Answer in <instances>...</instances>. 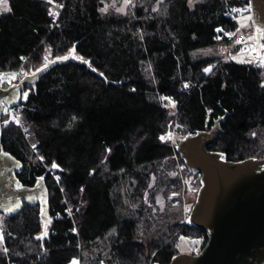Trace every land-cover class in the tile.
Here are the masks:
<instances>
[{
	"label": "trees",
	"instance_id": "trees-1",
	"mask_svg": "<svg viewBox=\"0 0 264 264\" xmlns=\"http://www.w3.org/2000/svg\"><path fill=\"white\" fill-rule=\"evenodd\" d=\"M109 1L0 6V72L35 70L73 46L88 61L57 62L25 87L28 139L3 109L2 147L21 160L23 184L44 178L50 222L40 237L39 202L0 212V264H169L181 235L202 238L197 254L207 233L171 196L177 159L184 165L177 144L222 118L209 149L233 161L264 155V65L203 52L230 43L214 40L217 28H236L226 5L249 0H132L101 11ZM172 129L175 142L161 140Z\"/></svg>",
	"mask_w": 264,
	"mask_h": 264
},
{
	"label": "water",
	"instance_id": "water-1",
	"mask_svg": "<svg viewBox=\"0 0 264 264\" xmlns=\"http://www.w3.org/2000/svg\"><path fill=\"white\" fill-rule=\"evenodd\" d=\"M249 5L255 34L260 39L264 31V0H249ZM66 60L55 59L42 71L36 70L43 65L24 74L17 82L0 85V121L5 106H15L22 101L25 87L35 86L43 72ZM221 120H215L208 130L184 137L176 146L186 167L201 174L202 185L189 223L206 231L207 242L199 253H179L169 264H264V155L233 161L209 149L221 130ZM1 137L0 126V212L11 216L18 213L24 203L39 202L44 225L40 236L43 237L47 228L45 222L49 221L44 178L37 177L31 186L23 184L17 177L22 171V162L4 150Z\"/></svg>",
	"mask_w": 264,
	"mask_h": 264
},
{
	"label": "rangeland",
	"instance_id": "rangeland-1",
	"mask_svg": "<svg viewBox=\"0 0 264 264\" xmlns=\"http://www.w3.org/2000/svg\"><path fill=\"white\" fill-rule=\"evenodd\" d=\"M131 1L132 0H130V2ZM127 4H126L125 0H110L109 3L106 2L104 4L103 9L107 10L108 8L113 7L116 9L123 8V10H124L125 6ZM239 8L241 10V14L238 17V22L241 25V27L244 31V34L247 36V38L250 42V45L252 47L251 48L252 52L250 51V52L246 53L243 51L239 52L240 50L236 51V52L234 51L236 44H237V35L235 36V38L233 40L230 41L229 44H221L220 43V44H217L216 46H214L212 49H207L203 52L204 53H215L217 55H220V56H223L226 58H233L236 61L255 62L257 65H264V62H262V61H264V47L261 43V38L259 39L255 34V25H254L252 18H251L250 5L242 7V8L239 7ZM69 53H70V51L66 55H69ZM45 56H47L48 60H51V61H53L57 58V57H52L49 53H47ZM74 56L75 57H81L77 53H74ZM60 57H62V56H60ZM68 59H73V60H77V61H81V62L87 61L84 58H83V60H81V59H76L73 56H69ZM45 63H46V61L44 58V62L42 65H44ZM86 64H88V63H86ZM33 71L34 70L25 71V72L23 71V75L24 74H30ZM6 73H8V72H6ZM6 81L7 82L5 84L9 85V84H12L14 82H17L18 80L15 78L14 79L8 78ZM24 94H25V91H24ZM9 115H10V118L13 119L19 125V122H17V120L14 119V117L12 116V114L10 112H9ZM19 120H20V117H19ZM169 133H171V135H172V138L170 140L172 143H174L175 142V136H176L174 130L173 129L169 130L167 134H169ZM167 134H166V136H167ZM185 167H186L185 163H184V165H182V164H180L179 160L177 159L176 169L174 170L173 173H174V175L178 174V176L180 178L181 188L179 191L173 192L171 194V196L176 197L177 199L181 200L182 205H183L184 220L186 222H190L191 211H192V208H193L195 201L197 200L198 193H199L200 187L202 185V180H200V178H201L200 172L190 170L192 172V173H190V172L184 171ZM4 239L0 237V243L3 242ZM201 244H202V238H195V237H189L186 235H181L177 239V246H178V249L181 251V253L186 252L188 254H194V252H197L199 250V248L201 247ZM74 260L77 261V264H80V262L77 259H74ZM72 261L69 264H72Z\"/></svg>",
	"mask_w": 264,
	"mask_h": 264
},
{
	"label": "built area",
	"instance_id": "built-area-1",
	"mask_svg": "<svg viewBox=\"0 0 264 264\" xmlns=\"http://www.w3.org/2000/svg\"><path fill=\"white\" fill-rule=\"evenodd\" d=\"M233 9H236L237 11H233ZM241 14V10L239 7L237 6H233V5H226V15L231 17L235 23H236V28L234 30H225V31H217L216 35L214 36V40L215 41H223V40H233L235 38V36L237 35V41H240L239 43L242 44V48L240 49L239 52H252V47L250 45V42L247 38V36L244 34V31L241 27V25L238 22V17ZM54 20L56 21L58 18V13L55 12L54 13ZM239 30V32H238ZM238 32V33H237ZM27 59V56H23L22 62H24ZM12 74H15V79H17L18 81L20 80V78L23 75V69H22V65L15 71L12 72H0V85H4L7 81L8 78H12ZM13 79V78H12ZM187 85V83L184 84V86ZM22 101L15 106H5V110L7 112H10L12 114L13 117L18 118V122H19V126L21 128L22 133L24 134V136L28 139L29 138V132H28V128L21 123V121L19 120V113L20 110L22 109V102L24 101V94L22 96ZM17 120V119H15ZM52 176L54 177V179L56 181H59V174L58 173H53ZM9 234H11L9 232ZM14 235V234H13ZM0 237L1 238H5V233L3 231V225H2V221L0 220ZM79 246V245H78ZM104 264V263H102Z\"/></svg>",
	"mask_w": 264,
	"mask_h": 264
},
{
	"label": "snow or ice",
	"instance_id": "snow-or-ice-1",
	"mask_svg": "<svg viewBox=\"0 0 264 264\" xmlns=\"http://www.w3.org/2000/svg\"><path fill=\"white\" fill-rule=\"evenodd\" d=\"M50 2H51V0H50ZM125 2H126V4L127 3H129L130 2V0H125ZM158 2H159V0H158ZM0 6H2V10H8L7 9V0H0ZM101 11H106V9H101ZM117 11H123V8H120V9H117ZM233 11H237L236 9H233ZM50 15H54V13H51L50 12ZM218 31H222V30H218ZM239 31V30H238ZM240 41H237V43H239ZM47 51H49L50 52V49L49 50H47ZM74 53H75V46H73V49H71L70 50V53H69V55H66V56H63V57H57L56 59L57 60H66V59H68L69 58V56H73L74 58H76V59H81V60H83V58L82 57H75L74 56ZM23 59V58H22ZM45 61H46V63L42 66V68H39V69H37L36 71H42L43 70V68H46L47 66H48V64H50V63H54L55 61H51V60H48V57L47 56H45ZM84 63H88V61H83ZM262 62H264V61H262ZM90 66V65H89ZM93 71H96L95 69H93ZM205 71H208V69H205ZM100 75L101 76H103V73H100ZM12 78L14 79L15 78V74H12ZM185 87H187V85H185ZM27 93H25L24 94V96H25V98H27ZM174 106V105H173ZM14 119H17V122H18V118H15L14 117ZM5 123H7V121H5ZM172 138V135H171V133H169V134H167V136H162L161 137V140H164V139H171ZM221 157L223 158V154H221ZM52 167L53 168H57V167H59L55 162H53V164H52ZM43 178H40V180H42ZM40 181L38 180V183H39ZM18 187H20L19 185H18ZM12 209H9V211H11ZM42 213H43V209H42ZM50 221H46L45 222V228H46V226H47V223H49ZM47 234V232L45 231V233H44V235H46ZM198 243V242H197ZM72 264H77V261H75V260H73L72 261Z\"/></svg>",
	"mask_w": 264,
	"mask_h": 264
}]
</instances>
